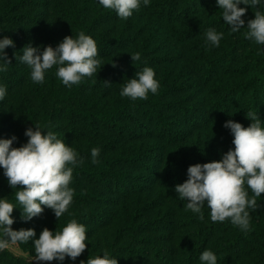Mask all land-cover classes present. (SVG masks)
<instances>
[{"label": "trees", "instance_id": "16d2710c", "mask_svg": "<svg viewBox=\"0 0 264 264\" xmlns=\"http://www.w3.org/2000/svg\"><path fill=\"white\" fill-rule=\"evenodd\" d=\"M52 1V19L44 11H35L49 8ZM50 2L11 0L0 8V39L8 37L15 44L4 50L11 64L6 72L0 71V86L7 89L0 100V139L15 136L13 147H20L27 143L25 131L39 124L45 133L53 131L72 147L82 162L68 165L73 167L69 187L74 196L58 220L45 208L41 216L23 221V209L15 199L18 189L9 187L0 168V199L7 198L16 207L13 230L26 224L23 229H34L36 234L45 227L55 234L76 219L86 228L87 242L114 221L116 206L124 207L128 201L132 207L118 231L130 240L119 255L138 261L130 264H202L199 257L205 250L217 256V264H264V193L257 197V210L246 209L250 214L248 232L230 219L212 222L206 202L201 221L191 210L175 217L187 204L178 194L164 209L157 205L159 198H152L158 184L176 186L187 180L190 165L185 144L196 132L228 120L250 125L246 117L249 111L256 112L264 126V45L245 38L246 23L228 39L232 32L222 19L217 0H150L144 6L149 15L184 48V62L172 65L175 57L163 52L148 55L143 44L136 48L126 36L123 19L99 0ZM209 28L223 33L219 46L206 42ZM80 31L96 42L101 64L79 85L65 86L56 76V65L45 71L43 83H35L31 69L15 58V53L22 56L25 45L41 51L46 46L55 48L66 36L77 38ZM136 52L141 60L132 62L130 55ZM146 66L155 71L158 92H149L147 100L121 97L122 87ZM164 147L180 161L174 165L177 174L168 179L160 177ZM92 148L101 150L98 164L92 163ZM154 207V214L147 219L140 217L141 210ZM181 229L190 237L180 233ZM31 242L33 239L20 243L30 256L4 250L0 264H46L33 259ZM106 248L114 257L113 248L109 244ZM89 256L95 257L84 255L75 261L66 257L47 264H80Z\"/></svg>", "mask_w": 264, "mask_h": 264}, {"label": "clouds", "instance_id": "9594fccd", "mask_svg": "<svg viewBox=\"0 0 264 264\" xmlns=\"http://www.w3.org/2000/svg\"><path fill=\"white\" fill-rule=\"evenodd\" d=\"M150 0H143L148 6ZM105 9L115 10L118 17L127 20L141 7V0H99ZM264 0H217L222 10L224 23L230 26L232 33H237L245 27L247 8L244 4L256 9L254 19L247 21L246 39L253 40L258 45H264V11L260 6ZM206 42L219 46L223 33L209 28ZM15 47L14 41L8 37L0 39V71L6 72L11 60L4 51ZM22 56L15 55L16 60L25 63L31 69V80L43 83L45 71L54 65L58 67L56 76L65 86L79 85L84 77H92L100 67L97 59L98 48L94 39L80 31L77 38L64 37L57 47H43L41 51L31 44L22 49ZM132 62L140 61L139 52L130 55ZM115 67V63H111ZM95 83V81H93ZM106 84H109L105 81ZM160 85L155 79V71L144 67L136 73V77L128 80L122 87L121 97L135 101L147 100L148 93L156 94ZM6 87L0 86V100L6 95ZM246 117L251 121L248 127L241 123L228 120L224 127L230 129L233 136L230 149L219 161L197 163L187 169V180L175 186V192L180 200H186V209L198 214L203 221L202 207L205 202L211 209L212 222H224L230 219L234 226L242 231H250V214L246 209L257 210L260 205L257 197L264 193V127L256 112L249 111ZM28 128L25 136L27 143L13 147L17 137L0 139V168L7 178L10 188L18 189L15 199L22 207L21 219L30 221L43 214L45 208L54 212L57 220L68 210L74 196V189L69 185L72 181L73 167L82 161L78 160L77 152L65 142L57 138V134L49 130L46 133L39 124ZM47 127V126H44ZM99 148L91 149L92 163L98 164ZM177 151V150H176ZM245 184L252 192L249 197ZM16 207L7 198L0 199V251L12 250L13 246L27 243L35 236L34 229L13 230L12 213ZM86 228L83 224L71 219L62 231L55 234L45 227L38 239H34L37 262L64 261L70 258L75 261L86 250ZM202 264H217V256L210 250H205L199 257ZM80 264H118L107 250L103 256L90 257Z\"/></svg>", "mask_w": 264, "mask_h": 264}, {"label": "rangeland", "instance_id": "374dc122", "mask_svg": "<svg viewBox=\"0 0 264 264\" xmlns=\"http://www.w3.org/2000/svg\"><path fill=\"white\" fill-rule=\"evenodd\" d=\"M9 1L11 0H0V8L6 5ZM33 1H36V3H48L51 0ZM142 3L143 0H141V7L138 11H134L131 17H129L127 20H123V25L126 27L127 30L126 36H129L131 41H134L133 44L136 46V48H140L142 44L145 45L143 48L146 51V54L148 55L149 53L155 54L156 52H163L168 54L169 57H173V59L175 57L174 64L173 62H171L172 65H178L179 63H183L185 58V51L182 50L183 46H180V43L176 42V40L171 36L172 33H169V30L166 27L164 28V26H158L157 21L149 15ZM33 5L35 4H32L31 8L33 7ZM39 5L40 4H38L37 6L39 7ZM243 7L247 8L246 15L242 17V19L245 20V23L247 25L248 20L255 18L254 11L256 9H252L249 6ZM260 10L264 11V3H262V5L260 6ZM35 11H44L43 13L50 14L49 19H52L51 17L53 16V13L55 11L53 8V1L50 2L49 8L39 7V9L35 8ZM0 31H3V27L0 29ZM233 36L234 34L231 33L228 39L234 38ZM178 39L180 40V37H178ZM175 76L176 74L174 75V77ZM199 93L202 94V92ZM224 124L225 123L218 124L214 127H209L200 132H196L191 139L187 140V143L185 144V156L189 165L219 161L222 159L223 154L227 153L230 149H234V145L232 144L233 136L231 135L230 129L225 128ZM242 125L244 127L249 126L245 124ZM162 152L163 165L162 171H160V177L168 179L169 176L173 177L174 173V175L177 174V169L174 165H177L175 161L178 163H180V161L178 160V157L176 155L171 153L169 148L164 147ZM170 159L174 161H169ZM245 189H248V192L252 193L251 190L247 188V185ZM176 196L177 193L175 192V186L169 185L168 182H166V184H158L152 191V198H159V204L157 205H160L159 207L161 209L169 207L172 203V199H174ZM120 205H117L115 208L116 214L114 215V221L112 223H109L106 227L99 229L96 235L91 238L90 241L86 242L87 248L81 256L92 255L96 257L98 255H101L100 253H104V250H108V248H106V244H109V246L113 248L114 252V257L112 258H116L118 260V264H130L133 262H138L128 260L127 258L119 255L123 247L129 244L128 242L130 240L125 234L120 233L118 231V227L123 222V219H125L126 213L131 209L132 204L131 202L125 201L123 203L124 207H120ZM154 211L155 207L151 210H141L140 217H143V219H147L149 215L154 214ZM188 211V209L181 210L179 212L176 211L177 214L175 217H178L179 215H184ZM25 225L26 224H24L22 228H24ZM180 233L186 235L183 229L180 230ZM37 235L39 234H36V236L33 238V241L34 239L39 238L37 237ZM186 236L190 237V234L187 233ZM31 244L32 246L34 245L33 242H31ZM26 247H29V245H26ZM8 251L12 252L15 255H20L23 257L30 256L29 252L22 248L20 244L13 246V249ZM1 252L2 251H0V253Z\"/></svg>", "mask_w": 264, "mask_h": 264}]
</instances>
